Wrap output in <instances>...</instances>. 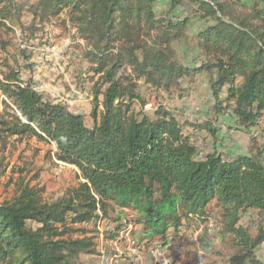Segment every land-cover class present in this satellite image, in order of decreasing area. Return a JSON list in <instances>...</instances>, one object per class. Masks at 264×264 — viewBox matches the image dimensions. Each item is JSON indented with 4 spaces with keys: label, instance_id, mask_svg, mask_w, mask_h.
Instances as JSON below:
<instances>
[{
    "label": "trees",
    "instance_id": "1",
    "mask_svg": "<svg viewBox=\"0 0 264 264\" xmlns=\"http://www.w3.org/2000/svg\"><path fill=\"white\" fill-rule=\"evenodd\" d=\"M157 4L165 10H155ZM24 5L0 0V29L5 20L14 22L24 41L36 39L45 21L70 10L69 20L85 43L79 56L97 78L91 91L93 125L87 127L82 115L21 79L30 50L15 49L14 68L1 63L0 93L6 102L0 148L10 138L52 143L54 159L74 166L82 182L45 202L43 189L21 181L15 196L0 203V264H79L81 255L95 254V237L74 226L95 230L99 222L114 223L104 230L113 240L123 227L120 221L128 218L139 227L137 243L168 246L211 214L220 241L234 250L228 264H264L255 254L264 243V223L254 232L241 224L248 211L264 221V145L244 154L217 145L219 117H228L233 126L227 130L248 135L252 144L264 136V0H32ZM182 38L192 41L185 46L188 62L173 45ZM9 44L0 39L1 51ZM200 74L214 100L202 121L181 122L175 108L164 106L151 114L142 111L140 82L169 94L179 80ZM135 102L141 110L133 109ZM187 128L206 133L211 144L196 145ZM4 169L0 157V177ZM76 233L81 237L70 238ZM197 244L201 252L212 253L206 234L196 237Z\"/></svg>",
    "mask_w": 264,
    "mask_h": 264
},
{
    "label": "rangeland",
    "instance_id": "2",
    "mask_svg": "<svg viewBox=\"0 0 264 264\" xmlns=\"http://www.w3.org/2000/svg\"><path fill=\"white\" fill-rule=\"evenodd\" d=\"M15 1L26 4L24 8L32 2V0ZM155 10L162 11L165 7L157 4ZM69 18L70 10L66 8L59 16L45 21L40 26L41 32L37 33V38L31 41H24L18 26L14 22L5 20V28L0 29V39L12 45L9 44L7 50L3 51L4 53L0 49V65L5 60L11 68H14L15 65L10 55L15 53V49L30 50L32 56L27 61L29 67L21 71V79L30 80L34 90L44 93L54 102L63 103L70 112L82 115L86 126L92 128L90 113L93 98L91 91L97 78L88 71V62L83 61L79 56L85 43L80 39L75 25L70 22ZM21 21L25 24L29 19L24 16ZM191 22L193 23V20ZM187 43L192 45V41L186 38L173 44L186 62L191 58L185 47ZM6 51L9 53L7 54ZM20 61V65H23L22 60ZM3 70H5L4 67L0 66V80ZM139 86L140 94L145 100L142 111L151 114L159 106L175 108L181 122L202 121L207 107L214 101L208 90L204 74L192 80L185 78L179 80L178 87L171 88L169 94L163 90L153 91L143 85V82H140ZM3 102H6V99L0 93V112L3 111ZM133 109L141 110L137 102L134 103ZM217 125L221 126L217 144L221 151L244 154L248 150L255 152L260 144L264 145V136L257 138L255 145L250 142L248 135L228 131L227 127L233 126V122L228 117H219ZM184 131L187 134L194 132L191 128ZM194 133L196 145L203 148L204 144H211L210 137L206 133L197 134L196 131ZM253 134L256 135L257 132ZM54 152L55 147L52 143L40 142L34 138H10L6 148L3 150L0 148V157H3L5 167L0 177V203L8 202L15 196L21 181L43 189L42 196L45 202L58 199L69 187L82 182L77 169L56 161ZM127 214L130 217L133 216L130 210ZM116 215L115 213L110 217L114 219ZM128 219L120 221L123 227L113 240H107L104 230L108 227L112 229L114 223L100 222L95 230L91 225L74 226L85 228L86 237H95V254L81 255L79 264H159V260H155V250L166 254L165 264H228V259L234 252L229 243L220 241L214 221L215 214H211L205 222L194 221L192 226L184 231L180 240H169L168 246L162 245L160 241L149 247H146L144 243H137L136 241L141 238L139 227L132 225L131 218ZM263 223V219L255 211L245 213L241 221V224L252 232ZM203 234H206V238L213 247L212 253H203L199 250L198 244L193 245L196 237ZM80 237L79 233L70 236L72 239ZM255 254L264 262V243L256 249Z\"/></svg>",
    "mask_w": 264,
    "mask_h": 264
},
{
    "label": "built area",
    "instance_id": "3",
    "mask_svg": "<svg viewBox=\"0 0 264 264\" xmlns=\"http://www.w3.org/2000/svg\"><path fill=\"white\" fill-rule=\"evenodd\" d=\"M165 259H167V256L164 252L155 250V260H159V264H162V262L165 261Z\"/></svg>",
    "mask_w": 264,
    "mask_h": 264
},
{
    "label": "bare ground",
    "instance_id": "4",
    "mask_svg": "<svg viewBox=\"0 0 264 264\" xmlns=\"http://www.w3.org/2000/svg\"><path fill=\"white\" fill-rule=\"evenodd\" d=\"M100 223V222H99ZM100 236H102V233H100ZM162 264H165V262L163 261V263Z\"/></svg>",
    "mask_w": 264,
    "mask_h": 264
}]
</instances>
